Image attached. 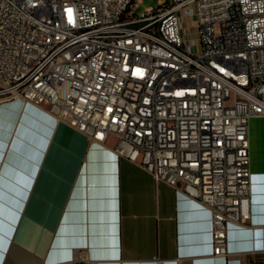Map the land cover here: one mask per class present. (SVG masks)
Masks as SVG:
<instances>
[{
	"label": "built area",
	"instance_id": "built-area-1",
	"mask_svg": "<svg viewBox=\"0 0 264 264\" xmlns=\"http://www.w3.org/2000/svg\"><path fill=\"white\" fill-rule=\"evenodd\" d=\"M140 2L0 0V103L44 108L96 144L114 137L117 157L209 208L226 257L228 226L250 216L264 0H158L135 16Z\"/></svg>",
	"mask_w": 264,
	"mask_h": 264
},
{
	"label": "crops",
	"instance_id": "crops-1",
	"mask_svg": "<svg viewBox=\"0 0 264 264\" xmlns=\"http://www.w3.org/2000/svg\"><path fill=\"white\" fill-rule=\"evenodd\" d=\"M253 140L249 126V220L215 257L209 208L117 157L114 137L96 144L44 108L0 103V264H264Z\"/></svg>",
	"mask_w": 264,
	"mask_h": 264
},
{
	"label": "rangeland",
	"instance_id": "rangeland-1",
	"mask_svg": "<svg viewBox=\"0 0 264 264\" xmlns=\"http://www.w3.org/2000/svg\"><path fill=\"white\" fill-rule=\"evenodd\" d=\"M140 1L141 2L138 4V6L132 9V12L134 13L135 16L143 14L149 8L156 9L158 6V0H140ZM194 22L195 21L193 18L183 19V25L188 27L189 29L188 37L194 39V51H195L198 47V41L194 34ZM249 126L252 128V134L254 139L253 143L255 144V149H256L254 155V161L259 164L261 161H263L264 158V118L251 120Z\"/></svg>",
	"mask_w": 264,
	"mask_h": 264
}]
</instances>
